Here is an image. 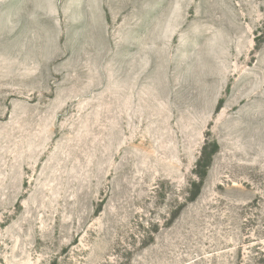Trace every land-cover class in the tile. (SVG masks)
<instances>
[{
    "label": "rangeland",
    "instance_id": "1",
    "mask_svg": "<svg viewBox=\"0 0 264 264\" xmlns=\"http://www.w3.org/2000/svg\"><path fill=\"white\" fill-rule=\"evenodd\" d=\"M0 264H264V0H0Z\"/></svg>",
    "mask_w": 264,
    "mask_h": 264
}]
</instances>
